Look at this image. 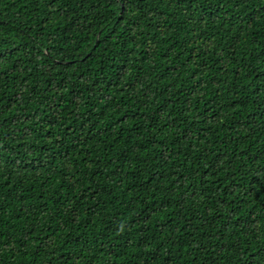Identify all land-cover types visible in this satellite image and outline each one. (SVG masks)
<instances>
[{"label": "trees", "instance_id": "trees-1", "mask_svg": "<svg viewBox=\"0 0 264 264\" xmlns=\"http://www.w3.org/2000/svg\"><path fill=\"white\" fill-rule=\"evenodd\" d=\"M0 264H264V0H0Z\"/></svg>", "mask_w": 264, "mask_h": 264}]
</instances>
